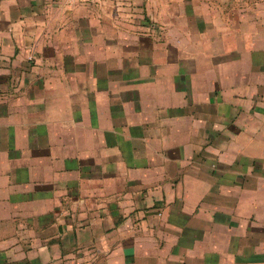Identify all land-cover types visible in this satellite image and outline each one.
I'll return each mask as SVG.
<instances>
[{"label": "crops", "instance_id": "0c3cea01", "mask_svg": "<svg viewBox=\"0 0 264 264\" xmlns=\"http://www.w3.org/2000/svg\"><path fill=\"white\" fill-rule=\"evenodd\" d=\"M0 264H264V0H0Z\"/></svg>", "mask_w": 264, "mask_h": 264}, {"label": "rangeland", "instance_id": "374dc122", "mask_svg": "<svg viewBox=\"0 0 264 264\" xmlns=\"http://www.w3.org/2000/svg\"><path fill=\"white\" fill-rule=\"evenodd\" d=\"M17 102H20L21 103V108H23V109H27V108H29L30 106L32 107V106H34V107H36V108H38V109H40V112H39V116L41 115V110L43 109H46L45 107H42V106H46L47 104H46V102L44 103V102H41V101H33V102H36V104L35 105H33V102L32 101H29L28 100V102H27V100L25 101L24 99H19ZM50 103V101H48V104ZM30 105V106H29ZM29 106V107H28ZM49 107V105H47V108ZM38 116V117H39ZM23 117V112L22 113H19V115H17V116H13V118H11V117H9V121H10V123H12L13 122V120H16V124H21L22 122H21V119H23L22 118ZM5 182V181H4ZM6 182H7V180H6Z\"/></svg>", "mask_w": 264, "mask_h": 264}]
</instances>
